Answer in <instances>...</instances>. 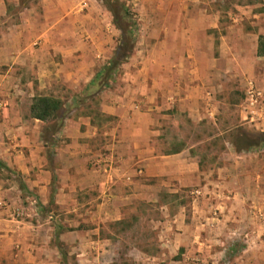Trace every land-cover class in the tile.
I'll list each match as a JSON object with an SVG mask.
<instances>
[{"label":"crops","instance_id":"0c3cea01","mask_svg":"<svg viewBox=\"0 0 264 264\" xmlns=\"http://www.w3.org/2000/svg\"><path fill=\"white\" fill-rule=\"evenodd\" d=\"M93 1L33 0L3 33V40L12 37L13 43L0 41V264H66L70 259L76 264L117 263L122 255L133 254L123 253L110 226L125 223L139 204L146 207L150 201L160 203L162 216L145 223L154 226L157 237L154 253L137 251L146 264L228 261L231 252L222 250L218 256L215 249H206L215 242L210 233L218 226L229 237L235 235L231 222L248 227L244 243L263 246L264 171L250 151L234 148L239 159L235 164L243 169L231 188L229 163L223 164L215 181L200 171L193 146L162 151L165 129L153 117L159 107L139 98L134 87L126 93L103 87L95 93V111L83 110L88 95L84 99L81 95L117 50L101 41L103 13L100 7L92 10ZM19 2L0 0V17ZM202 3V13L211 22L208 27L217 29L220 9L208 0ZM238 3L229 18L233 22L248 18L253 26L227 27L219 38L221 47H246L262 60L258 47L264 37V0H246L244 7ZM107 27L112 31L111 22ZM182 81L194 84L197 77ZM57 85L67 89L68 95L59 98L66 115L55 140L45 146L52 123L34 118L31 108L37 98L58 99ZM189 91L178 99L192 120L201 114L194 112ZM255 92L254 100L248 98L258 106L250 112L251 119L258 120L254 124L259 132L254 135L264 133V92L258 88ZM137 97L142 106L134 102ZM101 117L113 125L104 129L96 122ZM3 170L16 174L17 183L7 182ZM183 189L197 194L188 216L185 207L177 212L176 203L160 199Z\"/></svg>","mask_w":264,"mask_h":264},{"label":"rangeland","instance_id":"374dc122","mask_svg":"<svg viewBox=\"0 0 264 264\" xmlns=\"http://www.w3.org/2000/svg\"><path fill=\"white\" fill-rule=\"evenodd\" d=\"M31 1L33 0H20L18 5L9 6L5 17H0L1 42L13 43L12 37L4 41L3 33L18 21V11L29 6ZM64 1L67 4L68 0ZM115 1L124 5L126 11L119 6H113ZM204 1L206 0H94L92 10L97 7L102 9L101 41L108 47L111 44L113 48L123 42V29H135L134 35L125 40L126 48L133 46L131 55L126 64L115 71L114 81L108 88L111 91L126 93L129 88L134 87L132 91L135 90L139 98L145 99L147 104L159 107L153 117L165 129L163 138L166 145L162 151L171 153L193 146L192 152L197 156L200 171L208 172L215 181L218 180V173L223 164L229 163L232 168L229 186L232 188L236 187L237 172L243 169L235 164L239 159L232 146L233 140L243 129L249 134L259 132V128L254 124L257 119L253 121L250 117L251 109L257 110L258 106H252L248 98L251 92L257 95L255 88L264 92V59H257L246 47L242 50L221 47L219 38L226 32L227 27L237 24L248 30L253 26L248 18L236 22L229 18L231 10H237L233 7L237 0H208L211 6L215 5L221 11L217 29L208 27L211 22L205 19L202 13ZM239 1L238 5L244 7L242 2L246 0ZM110 6L120 12L116 20L112 16ZM110 22L113 25L112 31L107 27ZM189 75L196 76L197 83L182 81ZM187 89L190 90L189 100L193 104L194 112L201 114L192 120L182 111L183 103L178 99ZM66 90L65 87L57 85L58 99L68 95ZM95 90L96 88H93L81 95V99L88 95L82 104L85 107L83 110L95 111ZM142 99L134 102L142 106ZM206 107L208 111H205ZM65 110L67 111L66 108ZM201 116L204 118L200 119ZM96 122L104 129L113 125V122L105 117L97 119ZM46 135L52 139L51 132ZM261 150L250 151L248 155L260 161L259 165L264 171V151ZM2 176L7 182L12 180L17 183L18 179L14 173L3 170ZM191 191L194 190H179L175 195L165 193L160 199L166 204L176 203L177 212L180 207H185L184 212L188 216L187 210L197 196L195 193L191 194ZM156 202L150 201L146 207L145 203L139 204L136 211L130 212L125 223L110 226L109 229L116 231L121 240L123 253L133 254L127 257L122 255V259L114 264H146L137 251H156V229L151 223L149 226L145 224L162 216L160 203ZM231 224L235 226L230 228L234 230V236L229 237L226 229L223 232L224 227L220 228L221 226H218L214 233H210L215 242L206 250L215 249L218 256L222 250L224 253L231 252L228 261L224 262L219 258L216 264H264V243L263 246L252 242L244 243L243 232L248 230V227H237L234 225L236 222ZM243 249L246 253H242ZM66 264L76 262L70 259Z\"/></svg>","mask_w":264,"mask_h":264},{"label":"trees","instance_id":"16d2710c","mask_svg":"<svg viewBox=\"0 0 264 264\" xmlns=\"http://www.w3.org/2000/svg\"><path fill=\"white\" fill-rule=\"evenodd\" d=\"M113 6H119L120 9L126 11L125 6L118 4L117 1L113 2ZM113 6H110V10L113 14L114 20H116L118 17L117 15H119L120 12L117 10V8H112ZM134 33V27L122 30L123 42L117 46L114 56L101 68L92 84L89 86V88H87V91L96 88V92L101 88L110 85V83L114 80L115 71L131 55L133 46L126 48L125 40L129 36L131 38ZM258 55H264L263 36L259 38ZM31 112L33 117L38 120L44 122L51 121L52 125L47 128V132H51L52 139H49V136L45 135V146H48L47 144H50L51 141H53V138L61 129L66 115L65 111L62 109V102L59 99L51 97H40L35 100L34 104L32 105ZM233 146L238 152L262 149L264 147V133L255 135L246 132L238 133L233 140Z\"/></svg>","mask_w":264,"mask_h":264},{"label":"built area","instance_id":"2783aa9c","mask_svg":"<svg viewBox=\"0 0 264 264\" xmlns=\"http://www.w3.org/2000/svg\"><path fill=\"white\" fill-rule=\"evenodd\" d=\"M255 94H254V92H251V94H250V98H251V100H254V98H255Z\"/></svg>","mask_w":264,"mask_h":264}]
</instances>
